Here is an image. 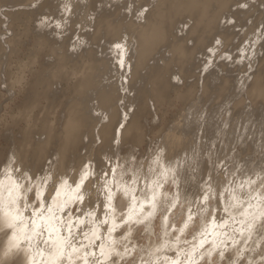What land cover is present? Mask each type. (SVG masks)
<instances>
[{
  "label": "bare ground",
  "instance_id": "6f19581e",
  "mask_svg": "<svg viewBox=\"0 0 264 264\" xmlns=\"http://www.w3.org/2000/svg\"><path fill=\"white\" fill-rule=\"evenodd\" d=\"M41 19L47 27L38 26ZM263 125L264 0H0V157L8 146L0 161V217L12 210L10 191L28 201L26 218L36 207L51 210L36 214L44 235L32 250L5 256L0 245V264H61L55 253L57 238L68 236L65 206L74 209L76 240L87 233L93 241L88 264H107L119 246V233L108 232L120 228L114 210L119 221L144 220L132 224L131 242L149 264H187L191 241L181 235L190 215L198 217L192 243L203 239L207 250L230 242L225 251L238 247L239 264H261L252 250L258 237L244 243L237 234L234 246L223 231L231 234L230 216L248 199V181L264 178V167L238 165L264 148ZM154 148L143 163L130 161ZM220 148L228 152L219 158ZM229 162L238 163L231 173L241 170L234 177L223 169ZM252 195L253 205L264 200ZM214 222L221 223L220 245L213 232L206 238ZM138 228L143 240L134 235ZM83 251L74 264H84Z\"/></svg>",
  "mask_w": 264,
  "mask_h": 264
},
{
  "label": "snow or ice",
  "instance_id": "6c2138e0",
  "mask_svg": "<svg viewBox=\"0 0 264 264\" xmlns=\"http://www.w3.org/2000/svg\"><path fill=\"white\" fill-rule=\"evenodd\" d=\"M244 6V5H242ZM65 10H68V5H64ZM63 20V17H61ZM66 23V22H65ZM42 27L48 26V21L46 19H41L39 21V25ZM64 27L63 23H58L56 25L57 29H62ZM217 43H220L217 41ZM77 45L74 44L72 47V51H76ZM123 62L121 61V64ZM114 139H115V131H114ZM16 171L21 172L20 169H16ZM21 174H23L21 172ZM107 176V173L104 174ZM21 189L27 192H33L34 188H25L23 185L20 186ZM243 188L244 185L242 184ZM248 199L240 200L237 205L234 207L238 213L237 216H230V220L232 222V230L231 234L229 232H225L224 235L230 237L233 241L234 246L238 243L236 242V235L242 237L244 243H248L253 240V237H258V240L255 242V246L253 247L254 252H259V259L261 264H264V200H262L258 205H253L251 201L256 199V196H253L252 193L256 192L260 196H264V178L260 179L259 183L253 180L248 181ZM10 200L9 206L12 209L11 211H6L2 217H0V245L3 246L4 255H13L19 252H24L28 254L33 248V241L37 236L44 235V229H41L39 232L37 228L39 227L36 223V209H33L29 217H25L24 213L27 211L28 201L23 197H13L12 191L9 192ZM155 198H153L154 201ZM208 197H205L207 200ZM21 201H23V207H21ZM107 207V205H106ZM152 208H155V203L151 204ZM256 208V211L253 209ZM143 209V206H142ZM51 210L49 209V212ZM74 209L65 208V215L69 216V219L65 222L68 230V236L64 240H59L57 238V244L59 245L56 249L55 255L60 258L61 264L65 259V252H67V264H74V257L81 255V249H85L82 253V257L84 260V264H88V258L95 257V252H89L87 249L90 246H93V241L88 238L87 233H82L83 240L77 241L76 237L72 234V221H71V213ZM225 212H228V209H224ZM211 214V213H209ZM153 215L152 212H148L147 216L151 217ZM165 220H167V216H165ZM135 223L137 225H143L144 220L137 218L135 221H132L131 216L126 218H122L119 227L122 231L119 233L121 239L119 241V246L113 245V251L108 255L107 264H137V258L140 259V264H149V262L144 261L143 257L139 256V252L137 251V245L131 242V226ZM228 221L225 220L222 222V227H228ZM239 225V228L236 227ZM55 231V229L49 230V239L44 240L43 243L50 244L51 243V232ZM116 231V227H110L108 229L109 234L111 235ZM140 229H137L139 232ZM245 231H247V235H244ZM96 240H99L100 237L94 236ZM179 237H177V240ZM87 241V243H84ZM222 243H224L222 241ZM79 244V247H77ZM103 251L105 245L103 243L96 245ZM215 248V251H214ZM228 244L224 243V248L221 249L219 246H214L213 248H208L205 250V241L203 239L200 240L199 244L192 243L190 246V250L184 253L187 264H239V261L234 257L239 256L240 260H243V257L240 255V249L235 247V251L229 250ZM160 251V249H157ZM179 252H177V256ZM198 257V259H197ZM218 257V260L216 259ZM31 264H35V260L31 261ZM94 264H105L104 261L96 260ZM166 264H182L179 259H174L170 261H166ZM247 264H255L253 260H248Z\"/></svg>",
  "mask_w": 264,
  "mask_h": 264
},
{
  "label": "rangeland",
  "instance_id": "374dc122",
  "mask_svg": "<svg viewBox=\"0 0 264 264\" xmlns=\"http://www.w3.org/2000/svg\"><path fill=\"white\" fill-rule=\"evenodd\" d=\"M16 9V8H15ZM14 9V10H15ZM261 128L263 129L264 128V125L263 126H261ZM256 129V128H255ZM152 140V139H151ZM3 149H4V151H3V157H0V161L4 158V156H5V153H6V150L8 149V146H6V145H4L3 146ZM221 150H220V154H219V158L220 157H223L228 151L227 150H224L223 148H220ZM227 149H229V148H227ZM134 151H137V150H134ZM154 151H155V148L154 149H145V151H142V152H137V153H134L135 155L134 156H132V157H130V161L131 162H136L137 164L138 163H143L148 157H149V155H151L152 153H154ZM7 152H8V150H7ZM133 152V151H132ZM235 153V152H234ZM127 154V153H126ZM126 154H124L123 155V157H125L126 156ZM128 156H129V153H128ZM53 160V157H51L50 156V158H48L45 162H46V166H48L49 164H50V162ZM240 160H241V162L238 164L237 162H229L228 164H227V167L225 168V167H223V169H228V171H229V174H232L233 175V177L234 176H236L235 174L237 173V171L239 172V170L241 169V170H244V171H248L251 167H264V148H261V149H259V150H255V151H252L251 153H250V155L248 156V157H241L240 158ZM224 162L222 161L221 162V164H223ZM239 165V167H241L240 169H235L234 170V174L233 173H231L230 172V169H229V167H231V166H233V165ZM40 166H43V164H41ZM45 166V167H46ZM218 169L219 170H221V167H218ZM222 169V170H223ZM240 170V171H241ZM231 179V178H230ZM206 180V182L208 181V182H210L211 181V178H210V175L208 176V178H206L205 179ZM168 189H170L169 188V186H168ZM75 204V203H74ZM180 206H182V204L180 205ZM184 207V204H183V206L181 207V208H183ZM190 209H191V207H190ZM159 217V216H158ZM158 217H156V220L158 219ZM180 218H181V216H179ZM179 217H177V218H175V215L172 217V220H177V222H178V226H179V224H181L180 222V218ZM174 218V219H173ZM180 219V220H179ZM200 220V219H199ZM194 221H198V217H196V219L194 218L191 222H190V225L191 226H189V229H188V231H186L185 233H184V237H186V236H188L187 237V239H186V241L185 242H190L191 241V239L189 238V236L190 235H192V233H194L195 232V229L197 228V224L196 223H194ZM160 227L159 225H158V223H156V225H155V227ZM140 228H141V226H139ZM156 227V228H157ZM177 227V226H176ZM120 230H122L121 228H118L117 229V231H115L116 232V234L117 233H120ZM194 231V232H193ZM156 232H157V229H156ZM156 232H155V236H152V237H155L156 238ZM188 232V234L186 235V233ZM190 232V233H189ZM142 234H143V237L145 236V234H144V232H134V235H138L139 237H140V240L142 239L143 240V237H142ZM155 238H153V239H155Z\"/></svg>",
  "mask_w": 264,
  "mask_h": 264
}]
</instances>
